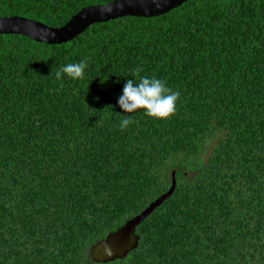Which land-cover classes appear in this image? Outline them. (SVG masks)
I'll list each match as a JSON object with an SVG mask.
<instances>
[{
  "label": "trees",
  "instance_id": "obj_1",
  "mask_svg": "<svg viewBox=\"0 0 264 264\" xmlns=\"http://www.w3.org/2000/svg\"><path fill=\"white\" fill-rule=\"evenodd\" d=\"M110 1L0 0V17L60 27ZM137 67L180 92L174 116L118 106ZM171 172L137 247L106 264H264V0H188L59 45L0 35V264H92Z\"/></svg>",
  "mask_w": 264,
  "mask_h": 264
},
{
  "label": "water",
  "instance_id": "obj_2",
  "mask_svg": "<svg viewBox=\"0 0 264 264\" xmlns=\"http://www.w3.org/2000/svg\"><path fill=\"white\" fill-rule=\"evenodd\" d=\"M188 0H112L102 5L81 8L60 27H48L40 22L19 16L0 17V35H20L28 40L45 45L64 44L93 24L105 23L123 17L152 18L179 7ZM111 7V12H105ZM174 173L170 174L169 187L154 198L142 210L127 219L114 231L90 245L87 256L92 264H106L124 259L137 247L135 228L152 211L170 197L174 190ZM110 249V251H106Z\"/></svg>",
  "mask_w": 264,
  "mask_h": 264
},
{
  "label": "clouds",
  "instance_id": "obj_3",
  "mask_svg": "<svg viewBox=\"0 0 264 264\" xmlns=\"http://www.w3.org/2000/svg\"><path fill=\"white\" fill-rule=\"evenodd\" d=\"M112 10L111 7L103 9L105 12ZM87 67L88 63L85 60L68 63L56 71L55 78L60 82V87H63L64 76L72 80H83ZM142 71V67H137L132 71V75L138 79L126 81L122 95L118 99V106L124 113H133L142 109L145 115L154 119L167 120L171 118L177 112L180 92L168 87L166 81L155 76H141ZM135 122L131 116H122L119 124L120 131L123 132ZM106 251H110V249L106 248Z\"/></svg>",
  "mask_w": 264,
  "mask_h": 264
}]
</instances>
